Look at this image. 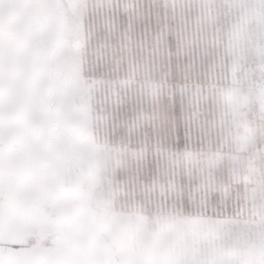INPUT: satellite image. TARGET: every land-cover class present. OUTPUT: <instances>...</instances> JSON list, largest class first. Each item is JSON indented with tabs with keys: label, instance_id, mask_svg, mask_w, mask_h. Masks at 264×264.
<instances>
[{
	"label": "rangeland",
	"instance_id": "1",
	"mask_svg": "<svg viewBox=\"0 0 264 264\" xmlns=\"http://www.w3.org/2000/svg\"><path fill=\"white\" fill-rule=\"evenodd\" d=\"M262 3L0 0V242L264 264Z\"/></svg>",
	"mask_w": 264,
	"mask_h": 264
},
{
	"label": "crops",
	"instance_id": "2",
	"mask_svg": "<svg viewBox=\"0 0 264 264\" xmlns=\"http://www.w3.org/2000/svg\"><path fill=\"white\" fill-rule=\"evenodd\" d=\"M260 1L264 10V0ZM259 104L264 114V87L259 91ZM0 264H107V254L100 247L74 244L0 242Z\"/></svg>",
	"mask_w": 264,
	"mask_h": 264
}]
</instances>
